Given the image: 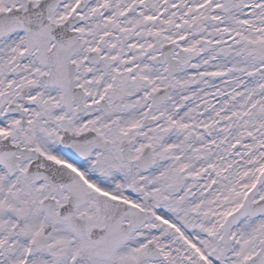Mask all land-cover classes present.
<instances>
[{
    "label": "snow or ice",
    "instance_id": "obj_1",
    "mask_svg": "<svg viewBox=\"0 0 264 264\" xmlns=\"http://www.w3.org/2000/svg\"><path fill=\"white\" fill-rule=\"evenodd\" d=\"M0 264H264V0H0Z\"/></svg>",
    "mask_w": 264,
    "mask_h": 264
}]
</instances>
